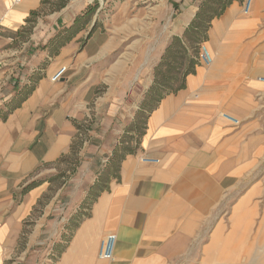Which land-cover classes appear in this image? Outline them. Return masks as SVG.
<instances>
[{
  "label": "crops",
  "instance_id": "1",
  "mask_svg": "<svg viewBox=\"0 0 264 264\" xmlns=\"http://www.w3.org/2000/svg\"><path fill=\"white\" fill-rule=\"evenodd\" d=\"M200 1L139 0L132 15L128 10L113 13L106 25L94 29L98 8L86 28L50 56L46 42L89 2L68 0L62 8L51 10L40 0H0V264H35L38 256L33 253L38 248L42 256L54 257L50 264H64L67 257L84 252V237L89 246L92 241L97 246L106 231L118 238L114 251L117 247L119 261H105L128 264L148 248L139 247V242L182 240L173 231L175 219L166 221L178 204L193 214L196 202L199 210L209 209L212 195L226 189L228 174L218 178L215 172L225 166L226 156L237 153L241 133L219 116V99L233 91L238 76L235 69L225 66L215 72V65H210L189 74L184 88L164 96L147 115L137 151L123 158L119 179L94 201V216L71 218L84 192L62 223L33 216L37 204L48 198V190L61 178V171L51 172L45 165L56 163L62 168L67 156L80 157L83 147L89 146L83 131L91 134L100 126V143L91 151L96 155L89 170L91 184L134 118L121 102L132 92V82L142 86L136 104L152 82L146 69L147 18L161 22L165 17L155 39V50L162 54L171 37L182 34ZM242 1L234 0L210 24L205 43L215 62L228 57L244 27L251 24L250 18L240 15ZM148 2L154 3L153 10L147 8ZM120 32L137 38L120 42L114 36ZM63 64L68 68L64 77L52 83L50 74ZM24 93V99L8 111L12 99ZM89 94L97 96L90 98V106ZM89 110L94 119L88 117L83 125ZM142 155L159 158L161 163H144ZM78 170L72 175L81 180ZM162 209L160 217L153 215ZM75 222L74 228H68ZM52 226H57L53 237Z\"/></svg>",
  "mask_w": 264,
  "mask_h": 264
},
{
  "label": "rangeland",
  "instance_id": "2",
  "mask_svg": "<svg viewBox=\"0 0 264 264\" xmlns=\"http://www.w3.org/2000/svg\"><path fill=\"white\" fill-rule=\"evenodd\" d=\"M79 1L82 5L87 2L96 4V10L99 8V21L95 23L94 29L99 25H106L107 20L110 19L113 13L128 10L132 15L133 12L138 10L140 5L139 0ZM240 6L241 17L250 18L251 24L245 26L244 31L240 33L239 39L234 45L235 51L229 52L226 59H220L215 62V59L212 58V62L209 65H204L200 61L198 50L196 57L198 64L195 67L196 71L198 67L215 65L213 70L219 72L220 69L226 66V68L235 69L238 76V81L233 87V91L226 98L219 99V116L221 112H226L237 118L240 121L239 125L232 126L228 122L227 124L234 129H239L241 133V139L237 144V153L234 156H226L229 160L225 166L215 172L216 175L220 174L218 178L221 177L222 173L228 174L224 181L227 184L226 189L212 195L209 209L199 210V205L196 202L192 214L191 211L185 210L178 204L177 210L166 215V217L168 216L166 221L175 219L177 224L173 227V231H177L179 238L182 240L149 244L139 242L137 243L139 247L148 246V248L140 252L138 259H130L128 264H264V82L259 79L264 77V0H252V8L246 14L242 11V3ZM147 8L153 10L154 3L148 2ZM164 19L158 22L153 17L147 18L146 48L148 63L146 69L147 76L152 74L151 78H153V69L161 56L158 49L155 50L158 47L155 45V39H158L157 33L161 26L164 25ZM131 27L133 28V25ZM87 36H89V33L85 37ZM114 36L120 42L130 41L131 43L137 38V35H133V33L130 34L129 38L125 37L122 32L120 34L116 33ZM202 44L206 45L205 41L200 43V45ZM187 46V56H193L195 53L194 49L189 47V45ZM206 46L210 54H212L211 56H213L210 45ZM185 65L186 63L184 62L181 68L182 72L185 69ZM61 67H65L64 73L60 78L52 81L51 75ZM67 70L68 68L65 64L58 66L50 74V81L52 83L59 82ZM135 83L137 82H132V92L127 94L123 103L121 102L129 114L134 113V116L140 103L137 102L136 104V94L142 89V86H138ZM91 93L93 94V91ZM96 97H92L91 94L86 96L89 106L93 103L90 98ZM90 116L94 119L89 110L88 115L84 117L83 125H86L90 120L88 118ZM115 122V125L118 126L120 121L117 116ZM134 133L136 135V131ZM100 136V126L91 134L83 131L82 137L84 140L89 138V146L83 147L80 157L78 155L67 156L65 159L66 164H62V168L56 163L45 165V168L50 169L51 172L61 171V174H59L61 178L56 179V182L52 184V188L48 190V198L46 196L43 201L37 204L33 215L35 218L48 216L52 220L62 223V219H65L71 213L74 203L78 200L81 193L84 192L83 196L86 195L87 187L90 185V175H92L89 170L92 165L95 166L93 160L95 154L93 155L91 151L93 147H97L100 143ZM137 148L135 149L136 151ZM231 158H234V160ZM104 163H101L102 166ZM78 168V172L82 176L81 180L78 175L77 177L72 175ZM92 206L93 204L82 212V219L93 214ZM159 211L164 212L163 209L155 210L153 215L160 217ZM247 214L250 216V223L246 228V232H242L240 224L236 225V221L237 218L240 220V218L246 217ZM100 216L103 215L100 214ZM108 233L112 232L106 231L98 239L94 258H90L89 239L86 237V240L84 237V241L87 244V246H84V252L80 255L76 253V256L67 257L64 264H102L100 262L107 264L108 261L98 257V250L101 239ZM51 234L52 237L54 234L57 235V226L55 229L52 226ZM239 239L240 242H238ZM211 243L213 247L207 249ZM225 246L230 247V250H223ZM248 246L250 250L247 253L244 248H248ZM35 250L37 252L33 254L38 256L35 264H40L42 260H44L43 263L50 264L48 260L51 262L55 260L48 258L49 256H42V252H38L40 251L39 248ZM221 254H226L227 256H221ZM27 260L33 261V259Z\"/></svg>",
  "mask_w": 264,
  "mask_h": 264
},
{
  "label": "trees",
  "instance_id": "3",
  "mask_svg": "<svg viewBox=\"0 0 264 264\" xmlns=\"http://www.w3.org/2000/svg\"><path fill=\"white\" fill-rule=\"evenodd\" d=\"M67 1L68 0H40V4H48L51 10H58L62 8ZM233 1L234 0H201L194 16L186 25L182 34L171 37L153 69L152 82L140 101L134 118L125 126L124 131L113 147L104 165L97 171L95 180L87 187L86 195L82 198L76 212L71 216L72 219L77 221L81 219L83 215L82 212L90 208L96 198L109 188L110 182L119 179V170L123 158L127 154L135 153V149L139 146L147 115L157 106L164 96L176 93L178 90L185 87L186 76L195 72V67L198 64L196 57L201 46L200 43L206 41L207 31L212 20L221 16ZM96 8V4L86 5L68 26L59 29L46 42L44 48L48 50L50 56L55 55L60 47L86 28ZM187 45L194 49L195 53L193 56H187ZM184 62L186 65L182 72L181 68ZM25 94L26 93L12 99L7 110L9 111L17 106L24 99ZM135 131L136 135H134ZM69 225L68 228H74L76 222L75 224ZM52 259H54V257H52Z\"/></svg>",
  "mask_w": 264,
  "mask_h": 264
},
{
  "label": "built area",
  "instance_id": "4",
  "mask_svg": "<svg viewBox=\"0 0 264 264\" xmlns=\"http://www.w3.org/2000/svg\"><path fill=\"white\" fill-rule=\"evenodd\" d=\"M252 0H243L242 1V11L243 13H248L251 8ZM3 15L0 14V34L2 32V21ZM199 56L200 61L204 65H209L212 62V56L205 44H202L199 49ZM3 66V60L0 54V69ZM65 67H61L57 69L52 75L51 80L55 81L64 73ZM260 80L264 82V77H260ZM220 117L228 122L232 126L239 125L240 121L235 118L234 116L226 113L221 112ZM140 160L144 163L148 164H158L160 163V159L155 157H150L146 155H142ZM116 243V235L114 233L106 234L100 241L99 250H98V257L103 260H112L114 258V247Z\"/></svg>",
  "mask_w": 264,
  "mask_h": 264
},
{
  "label": "bare ground",
  "instance_id": "5",
  "mask_svg": "<svg viewBox=\"0 0 264 264\" xmlns=\"http://www.w3.org/2000/svg\"><path fill=\"white\" fill-rule=\"evenodd\" d=\"M252 7V6H251ZM251 9V8H250ZM258 82V81H257ZM260 83V82H259ZM241 221V222H240ZM237 224L236 225H238V224H240V227H241V230H242V232H246V228H247V226L249 225V223H250V216H249V214H247L246 215V217H243V218H240V220H239V218H237ZM83 227H84V225H83ZM116 239H117V243H118V238L116 237ZM93 243H90L91 245L89 246V251H90V258H94V256H95V251H96V243L94 242V241H92ZM238 242H240V239L238 240ZM116 243V244H117ZM121 243V242H120ZM122 244H124V243H122ZM123 246V245H122ZM120 247V248H123V247ZM211 247H213V245H212V243L207 247V249H209V248H211ZM74 250V249H73ZM223 250H225V251H229L230 250V247H224V249ZM249 246H248V248L247 247H245L244 248V251L245 252H249ZM117 247H116V250L114 251V261H116V262H118L119 261V257H118V255H117ZM119 251V250H118ZM124 251V250H123ZM124 253V252H123ZM227 253V252H226ZM119 254V253H118ZM120 255V254H119ZM217 256V255H216ZM221 256H227L226 254H221ZM121 257V256H120ZM218 257V256H217ZM219 257H220V255H219ZM100 263H102V264H104V262H100Z\"/></svg>",
  "mask_w": 264,
  "mask_h": 264
}]
</instances>
